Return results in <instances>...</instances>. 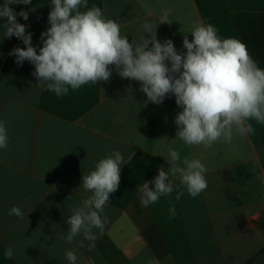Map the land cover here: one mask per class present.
Here are the masks:
<instances>
[{"label":"crops","instance_id":"0c3cea01","mask_svg":"<svg viewBox=\"0 0 264 264\" xmlns=\"http://www.w3.org/2000/svg\"><path fill=\"white\" fill-rule=\"evenodd\" d=\"M29 5L10 7L19 13ZM88 5L118 23L130 43L150 40L142 26L151 23L156 39L171 40L178 54L187 51L185 35L194 39L189 32L195 22L213 25L220 38L239 40L230 13L264 12V0H88ZM166 9L171 22L159 23ZM48 16L31 32L37 54L41 33L50 27ZM4 22L0 19V64L13 50ZM15 61L11 55L0 75V122L8 136V147L0 149V264H70L67 251L76 253L77 264H245L264 247V124L251 121L250 135L234 130L230 143L187 146L176 138L175 118L183 109L174 94L152 103L140 91L141 82L122 78L110 65L107 82L57 96L33 75L34 64ZM170 146L181 159L201 161L207 188L193 198L178 175H170L173 192L144 207L140 186L147 181L154 189L159 170L170 168L165 159ZM113 150L124 163L119 188L101 213L107 217L104 231L93 229L97 239L91 248L82 234L68 243L66 221L92 195L82 177ZM177 192H183L179 199ZM13 206L22 217L8 214ZM9 247L14 254L6 259Z\"/></svg>","mask_w":264,"mask_h":264},{"label":"clouds","instance_id":"9594fccd","mask_svg":"<svg viewBox=\"0 0 264 264\" xmlns=\"http://www.w3.org/2000/svg\"><path fill=\"white\" fill-rule=\"evenodd\" d=\"M13 3L28 5L31 0H5L0 5V19L5 21L3 35L22 39L26 46L14 48L9 55L16 57L18 65L25 60L34 64L33 75L57 96L90 83L107 82L112 74L109 66L114 65L122 78L141 82L140 91L152 103L160 104L167 94L175 95L176 104L183 109L175 118L176 138L187 146L208 147L221 139L230 143L234 130L245 136L255 131L251 121L264 124V69L257 66L244 43L220 38L211 24L193 23L189 33L194 39L189 42L185 35L183 47L187 51L178 54L171 40L161 43L156 39L151 23L142 26L145 33L151 34L150 40L143 37L139 43H130L121 35L120 25L106 19L99 6L89 7L88 0H51L50 27L41 33L43 46L37 54L32 34L26 35V26L16 20L17 16L27 20L28 13L14 12L10 7ZM170 12L164 10L159 23H170ZM7 147V127L0 122V149ZM165 159L170 168L159 170L151 182L154 189L149 188L147 181L140 186V203L144 207L173 192L170 175H178L180 184L193 198L207 188V169L199 159H181L179 151L171 146ZM122 163L124 156L113 150L98 161L95 170L82 177L83 189L92 195L67 219L68 243L82 234L84 240L91 242V248L97 239L93 229L103 233L107 217L101 213L110 194L119 188ZM182 195L177 192L176 198ZM170 211L175 214L174 207ZM8 214L23 216L16 206ZM80 246L84 247V241ZM13 254L9 247L4 257L11 259ZM65 258L70 264H77L74 251H67Z\"/></svg>","mask_w":264,"mask_h":264},{"label":"trees","instance_id":"16d2710c","mask_svg":"<svg viewBox=\"0 0 264 264\" xmlns=\"http://www.w3.org/2000/svg\"><path fill=\"white\" fill-rule=\"evenodd\" d=\"M51 0H31L28 7L21 11L28 13V19L18 16L17 22L26 26L25 34L38 29L45 21L51 8ZM20 11V12H21ZM230 20L239 40L244 43L257 66L264 69V12L235 11L230 13ZM13 49L23 44L22 39L12 37ZM11 55L9 52L0 64V75ZM264 263V247L255 253L245 264Z\"/></svg>","mask_w":264,"mask_h":264}]
</instances>
